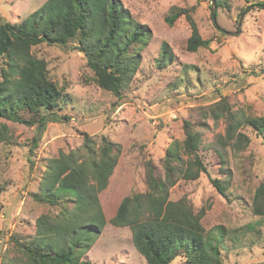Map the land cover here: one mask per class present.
Wrapping results in <instances>:
<instances>
[{
  "label": "rangeland",
  "instance_id": "1",
  "mask_svg": "<svg viewBox=\"0 0 264 264\" xmlns=\"http://www.w3.org/2000/svg\"><path fill=\"white\" fill-rule=\"evenodd\" d=\"M44 1L0 0V16L20 22ZM120 1L151 31L122 98L97 85L84 54L74 44L43 42L30 48L32 55L46 61L48 77L62 89L56 112L68 119L48 122L33 147L34 126L0 118L10 134L0 142V264H34L14 238L25 244L36 240L39 216L54 218L67 206L73 208L68 202L72 198H60L56 204L44 200L48 195L41 188L42 178L48 160L60 152L77 150L78 159L84 158L85 134L96 150L101 136L120 144V150L106 186L97 193L105 224L76 254L96 264H147L132 242L128 225H114L111 219L124 197L144 192L146 159L163 175L164 151L172 141L184 138L185 120L200 132L198 153L208 175L226 186V195L202 173L195 180H178L169 198L186 197L196 212L203 211L201 224L218 243L221 264H264V216L252 211L253 191L264 181V134H257L243 119L236 132L246 134L248 144L225 145L219 138L225 135L227 120L201 113V108L224 98L242 118H264V8L252 6L264 0H224L222 6L215 0L213 4L212 0ZM176 8L188 11L201 36L210 39L207 47L186 49L190 25L185 15L180 14L172 25L164 21ZM213 9L216 25L211 19ZM163 42L171 54L159 64ZM4 66L0 57V69ZM170 264L187 263L178 256Z\"/></svg>",
  "mask_w": 264,
  "mask_h": 264
},
{
  "label": "trees",
  "instance_id": "2",
  "mask_svg": "<svg viewBox=\"0 0 264 264\" xmlns=\"http://www.w3.org/2000/svg\"><path fill=\"white\" fill-rule=\"evenodd\" d=\"M215 1L217 6L226 3ZM256 5L264 8V2L252 4ZM180 14L185 15L190 25L186 49L196 51L207 47L210 39L201 36L187 10L176 8L164 16V21L172 25ZM216 16L213 9L214 25ZM150 36L148 26L135 20L120 0H45L20 22L11 23L0 16V57L5 59V66L0 69V118L34 126L33 147L48 122L68 119L56 112L63 91L48 77L46 61L30 52L33 45L74 44L84 54L97 85L119 99L138 64L140 49ZM161 47L159 64L171 54L165 42ZM201 109L204 116L209 112L215 119L227 120L225 135L219 138L222 144L238 148L248 144L249 137L236 132L243 119L257 134H264L263 117L242 118L224 98ZM183 129L184 138L172 141L164 151L163 175L156 173L151 159H146L144 192L124 197L111 223L128 225L132 242L147 264H170L178 256L187 264H221L219 245L205 234L201 224L203 211L196 212L186 197L169 198V190L178 180H195L202 173L208 175L198 153L200 132L187 120ZM8 131L0 123V142L9 138ZM82 148L86 149L82 160L78 159L77 150L60 152L50 158L42 178L41 188L48 195L44 200L56 204L60 198H72L68 202L73 208L67 206L64 213L54 218L39 216L36 240L25 244L14 238L34 264H96L79 258L76 250H85L105 224L97 193L106 186L113 172L120 144L101 136L96 150L91 137L85 134ZM209 181L226 195V186L220 179L209 176ZM252 211L264 216V181L253 191Z\"/></svg>",
  "mask_w": 264,
  "mask_h": 264
},
{
  "label": "water",
  "instance_id": "3",
  "mask_svg": "<svg viewBox=\"0 0 264 264\" xmlns=\"http://www.w3.org/2000/svg\"><path fill=\"white\" fill-rule=\"evenodd\" d=\"M212 4H213V0H212Z\"/></svg>",
  "mask_w": 264,
  "mask_h": 264
}]
</instances>
